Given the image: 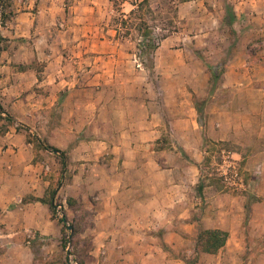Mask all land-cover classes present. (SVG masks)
Wrapping results in <instances>:
<instances>
[{
  "label": "crops",
  "instance_id": "crops-1",
  "mask_svg": "<svg viewBox=\"0 0 264 264\" xmlns=\"http://www.w3.org/2000/svg\"><path fill=\"white\" fill-rule=\"evenodd\" d=\"M238 3L253 26L249 37L264 36V0ZM9 6L6 31L26 41L21 46L24 53L9 60V66L15 65L12 74L0 80L5 83L1 91L12 114L42 118L38 134L69 156L73 170L66 196L76 201L80 225L86 228L80 231L75 225V233L91 246L89 264H110L106 259L114 253L120 256L121 246L127 259L143 246L148 251L157 228H165L167 241L182 238V232L173 229L178 222L224 229L227 241L246 236L249 226L254 236L264 233V59L235 55L214 93V99L221 91L229 97L218 99L209 122L217 141H232L237 146L232 150L235 157L259 168L254 176L260 187L245 195L254 196L251 219L244 223V199L224 193L207 198L211 205L203 216L209 215L190 224L186 219L195 207L189 203L190 193L197 180L189 172L198 170L204 159V131L189 116L195 107L189 109L187 85L174 89L182 94L176 98L181 114L174 119L172 86H157L159 97H153L149 78L142 75L144 62L132 58L136 53L126 40L114 41L108 34L104 22L111 0H13ZM182 45L180 50H187ZM240 46L246 50V44ZM33 60L39 71L18 68ZM180 60L181 65L187 63L183 56ZM124 65L140 84L121 81ZM176 79L164 74L157 83ZM167 127L179 150L152 147ZM24 132L15 127L0 136V194H8L0 202V264H69L62 248L63 224L43 200L47 188L31 183L9 192L12 180L25 177L30 167L38 181L46 177L41 161H28L33 143L27 142ZM18 159L26 161L25 170L14 174ZM203 195L204 191L199 194Z\"/></svg>",
  "mask_w": 264,
  "mask_h": 264
},
{
  "label": "rangeland",
  "instance_id": "rangeland-1",
  "mask_svg": "<svg viewBox=\"0 0 264 264\" xmlns=\"http://www.w3.org/2000/svg\"><path fill=\"white\" fill-rule=\"evenodd\" d=\"M12 1L0 0V80L4 76L12 74V68L15 64L9 66V60L11 59L13 62L16 59V55L21 56L24 53V49H21V46L23 41H26L24 38L22 40L21 38L12 37L6 31L11 15V9L8 4H12ZM111 1L110 14L108 19L105 20L104 23L106 24L104 26L109 29L108 34L114 41L122 42L126 40L125 44L132 47L133 49L131 50L136 53V57L133 56L132 58L144 62L146 68L142 72V75L144 76L146 73L149 78L148 83L151 84L150 92H152V96L155 98L159 97L157 86L167 87V85H171L173 89L172 99L175 100L172 106L175 116L173 118L175 119L181 114L179 107L176 105V98H180L182 94L180 92L174 93V89L183 84L187 85L190 103L189 109L195 107L194 111L192 109L189 110L190 113L193 112V115L189 116H193V118L198 120L205 137L217 141L213 137L212 129H209V122L218 99H228L229 97L228 92L221 91L217 95V98L214 99L215 90L221 85L230 61L235 55H242L243 53H246L252 60L264 59V36L254 35L253 37H249L248 33L253 26L247 18V11H244L240 7L239 0H150V8L152 10L150 11L148 8H145L144 12L149 23L156 27L153 36L160 38L162 34L171 33L169 39L164 42L159 41L162 47L154 53L145 52L138 48L140 35L136 26L131 25L133 22H138V20L134 19V17L129 18V13L133 8L132 2L136 0ZM231 9H236V12L242 14L241 17L237 15L233 23L229 20ZM120 12H124L125 14L124 17L127 20L125 25L121 24L122 15ZM114 30L118 31L115 32ZM182 44L187 46V50H180L183 46ZM244 44H246V50H242V46H240ZM182 56L187 62L184 65L179 63ZM204 59L214 66L217 73L215 77H212L203 61ZM4 65L6 66L4 67ZM28 66L38 71L40 68L37 60H33L31 64L20 65L18 68L28 69ZM122 70L121 81L123 83H130L129 80L132 79L135 83L140 84L141 81L139 79H134L137 75L127 65H124ZM164 74L178 76V79L167 83L162 81L157 83V79ZM140 76L141 74L138 77ZM2 84L5 85V83L0 81V103L11 113L1 91ZM131 91L136 92V89H132ZM138 91H141L139 86ZM196 105L200 108L201 113H198ZM12 115L15 117V122L9 124L8 130L16 127L17 130L22 129L25 131L27 142L33 143L32 156L29 157L28 161L31 164H37V161H41L42 165H44V171L47 173L42 182L38 181L34 176L35 169L30 167L28 172H25V177H18L12 180L9 192H16V189L33 183L34 185H42L47 188V195L45 197L49 200L51 192L56 190L54 216L56 218H66V223H62L63 231L65 232L62 248L66 252V242L71 237L77 260L80 264H89L88 259L90 257L89 250L91 246L86 242L85 237H81L75 233V225L78 226L80 231H85L86 228L80 225V215L74 208L77 206L76 201L70 196H66L73 170V168H70L69 156L64 151L67 165L63 166L60 154L40 147L39 140L44 144H49L46 138L38 134L40 133L39 126L44 124V122L42 123V118H39L37 115L32 117L28 113V116L31 118L29 121L26 119L28 116L20 114ZM52 119L53 116L50 118V124ZM0 124L5 126L8 123L0 119ZM175 138L174 133L172 135V132L167 127L159 140L160 142L152 145V147L154 146L157 149H174L176 147V150H179L180 147ZM231 142L228 145L220 143L216 145L209 141L205 146L208 160L207 162L201 161L202 170L190 169V177L197 180L194 192L190 193L189 203L191 207L195 206L192 212H190V216L186 219L190 224H194V222L198 223L203 214L207 212L208 206L211 205V202L209 203L207 198L211 199L218 194L224 193H231L244 199L243 203L245 206L247 205L244 219L246 222L244 223H248L251 219L250 203L254 196H248L249 198L246 199L245 195L248 191H255L260 187V180L257 181L254 176L259 174L255 172L259 168L253 169L249 164L241 163V159L236 158L233 152L228 151L237 147L236 144ZM23 162L26 161L18 159L14 162V174L25 170ZM44 171L42 174H44ZM200 180L204 187L203 196H199L195 190ZM7 196L8 194H0V202H3ZM196 197L198 198L196 199ZM182 213L184 212L182 211ZM207 215L209 214H205L203 217ZM178 220L183 221L184 219ZM68 225H72L73 230L69 229ZM175 228L182 232V238L178 236V238L174 237L173 240L167 241L164 237L165 228H157L155 231H152L149 238V250L144 251L143 246L135 252L133 258L127 259L124 256L123 246L120 247V256L119 254L116 256L114 253L106 259L104 252L101 256L104 260H109L110 264H112L111 262H115L113 264H264V233L258 236L252 235L251 226L246 228V236L242 235V238L239 240L233 239L227 241L226 245L217 253H205L197 249V237L202 228L199 223L198 227H192L190 225H181L178 222L173 227V229ZM146 240L148 241V237ZM0 248H2L1 245ZM125 254L132 255L130 253Z\"/></svg>",
  "mask_w": 264,
  "mask_h": 264
},
{
  "label": "trees",
  "instance_id": "trees-1",
  "mask_svg": "<svg viewBox=\"0 0 264 264\" xmlns=\"http://www.w3.org/2000/svg\"><path fill=\"white\" fill-rule=\"evenodd\" d=\"M6 1H11V0H6ZM10 5V4H8ZM133 8L131 9L130 13H129V18L134 17V19L136 18L138 20V22H133L131 25H135L137 31L139 32L140 38L138 41V48L145 51V52H151L154 53L159 45H160V40L162 41L163 39L167 38L171 33L167 32L165 34H162V36L159 37H154V33H155V26L151 25L149 23V21L146 19L145 16V12L144 9L148 8V10H152L150 8V0H136L134 2H132ZM121 11V10H120ZM121 16V24L125 25L127 20L124 17V12H120ZM237 18V15L235 13V11L233 9H231L230 14H229V20L233 23L234 20ZM168 31H171L169 29L166 28H162ZM125 37V36H124ZM199 53V52H198ZM201 56V54H199ZM138 56H140L138 54ZM202 58H204L203 56H201ZM204 63L206 64L207 68L209 69L212 77H215L217 75L216 70L214 68V66L210 63H208V61L206 59L203 60ZM25 69V68H24ZM196 109L198 111V113L200 112V108L196 105ZM0 119L6 121L8 124L5 126L0 124V135L4 134L6 131H8V127L9 124L15 122V117L8 111L6 110V108L0 103ZM201 120V119H200ZM211 143H215L217 144H224V145H228V142L225 141H214L212 139H209L208 137L204 136V144H203V150H204V161L207 162L208 157L206 156L207 150L205 149V146L207 145L208 142ZM39 145L40 147L47 149V150H52L55 152L60 153V156H62V164L63 166L67 165V161L65 158V152L61 149H59L58 147L51 145V144H47V143H42L41 140H39ZM230 152H232V150H228ZM202 163V162H201ZM202 164L199 166V170H202ZM203 185L202 182L200 180L198 186H197V192L198 194H202L203 192ZM55 192L56 190H53L51 192V197L49 200H45L43 199L45 202L49 203L52 210L55 211L56 209V196H55ZM247 208V205H246ZM60 221L62 223H66V218L62 217L60 218ZM228 236L229 233L228 231L221 229V228H201L199 233H198V237H197V249L199 251L205 252V253H217L221 248H223L228 240Z\"/></svg>",
  "mask_w": 264,
  "mask_h": 264
},
{
  "label": "built area",
  "instance_id": "built-area-1",
  "mask_svg": "<svg viewBox=\"0 0 264 264\" xmlns=\"http://www.w3.org/2000/svg\"><path fill=\"white\" fill-rule=\"evenodd\" d=\"M66 251H67V259L69 264H80L74 252L73 243L71 239H68L66 242Z\"/></svg>",
  "mask_w": 264,
  "mask_h": 264
},
{
  "label": "water",
  "instance_id": "water-1",
  "mask_svg": "<svg viewBox=\"0 0 264 264\" xmlns=\"http://www.w3.org/2000/svg\"><path fill=\"white\" fill-rule=\"evenodd\" d=\"M70 229H72V226H70ZM69 239H71V237Z\"/></svg>",
  "mask_w": 264,
  "mask_h": 264
}]
</instances>
